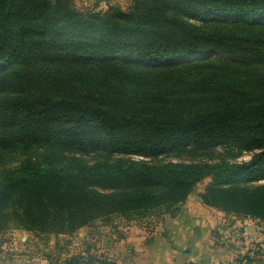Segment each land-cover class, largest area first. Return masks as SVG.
<instances>
[{"label":"trees","instance_id":"1","mask_svg":"<svg viewBox=\"0 0 264 264\" xmlns=\"http://www.w3.org/2000/svg\"><path fill=\"white\" fill-rule=\"evenodd\" d=\"M216 148L252 156L143 160ZM13 158L0 166V231L173 217L206 179L205 206L264 223V184H253L264 179V0H131L95 13L0 0V160ZM255 247L235 263L264 264Z\"/></svg>","mask_w":264,"mask_h":264},{"label":"crops","instance_id":"2","mask_svg":"<svg viewBox=\"0 0 264 264\" xmlns=\"http://www.w3.org/2000/svg\"><path fill=\"white\" fill-rule=\"evenodd\" d=\"M147 218V217H146ZM137 220L127 221L119 230L118 238L109 235L103 243L104 257L109 264H236L245 254L253 239H262L260 223L250 219H234L243 237L240 241L224 243L221 233L227 221L225 216L205 206L200 194L189 195L179 206V212L155 219L154 225H139ZM137 223V224H136ZM251 227L257 231L253 233ZM255 230V229H254ZM113 234V233H112ZM112 237V239H111ZM254 240L255 242H259ZM264 261V245H259Z\"/></svg>","mask_w":264,"mask_h":264},{"label":"rangeland","instance_id":"3","mask_svg":"<svg viewBox=\"0 0 264 264\" xmlns=\"http://www.w3.org/2000/svg\"><path fill=\"white\" fill-rule=\"evenodd\" d=\"M73 6L82 12H104L109 7H119L121 10L126 11L131 7V0H71ZM190 21L200 23L202 19L196 20L193 17H189ZM202 56H190L184 58V60L174 61L186 62L192 59H198ZM208 57H220L217 54H210ZM44 153L40 150L33 153V158L41 159ZM250 153H240L236 150H226L223 148H216L207 153H200L197 156L189 155H170L161 156L157 159H143L150 163H166V162H210L216 163L220 161L227 162H245L251 158ZM67 158H76L84 163H93L95 158L93 156H82L75 154H65L63 160ZM22 158H13L8 160L5 164L0 160V166H13ZM132 159H140L133 157ZM209 182V179L204 180L198 184L195 188L194 196L202 193L205 185ZM264 184V179L253 183ZM162 215H150L147 218L139 219L137 222L139 225L153 224L155 219L161 218ZM233 216L225 217L227 226L225 228L239 230V226H234L231 222ZM234 218V217H233ZM137 220V219H135ZM136 223V224H137ZM127 225V220L113 216L107 220H95L92 224L79 228L71 234H38L24 231L22 229L8 228L4 231H0V264H67L71 258H79L80 264H102L106 261L103 251V243L105 239L111 234L113 237L118 238L120 231L116 230L112 232L113 228L119 229L124 225ZM154 225V224H153ZM252 226H258L259 233L263 235L262 239H253L252 244L255 246L264 245V223H253ZM253 233L257 231L256 228L251 227ZM255 229V230H254ZM227 230V229H226ZM225 231V230H224ZM258 232V231H257ZM113 233V234H112ZM242 233V232H241ZM112 239V237H111ZM258 240L259 242H255ZM221 241V238H220ZM260 248V247H259ZM247 251V250H246ZM246 253V252H245Z\"/></svg>","mask_w":264,"mask_h":264},{"label":"built area","instance_id":"4","mask_svg":"<svg viewBox=\"0 0 264 264\" xmlns=\"http://www.w3.org/2000/svg\"><path fill=\"white\" fill-rule=\"evenodd\" d=\"M243 237V234L239 230H234V229H227L221 233V241L224 243H229V242H237L240 241ZM255 245L250 244L248 246L247 250H250V256L255 250Z\"/></svg>","mask_w":264,"mask_h":264}]
</instances>
